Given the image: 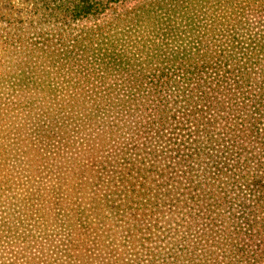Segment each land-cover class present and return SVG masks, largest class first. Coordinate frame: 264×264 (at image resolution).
<instances>
[{
	"label": "rangeland",
	"instance_id": "rangeland-1",
	"mask_svg": "<svg viewBox=\"0 0 264 264\" xmlns=\"http://www.w3.org/2000/svg\"><path fill=\"white\" fill-rule=\"evenodd\" d=\"M141 1L126 3L123 17L74 21L43 0H0V264L229 263L219 250L240 214L229 190V141L259 153L256 130L230 132L227 105L204 114L200 123L209 128L210 143L202 146L194 223L187 207L158 208L169 202L152 197V183L135 182L131 164L118 163L123 152L134 155L135 147L153 143L151 81L165 58L188 48L182 30L173 28L177 13L146 23L128 15ZM230 1L241 0H199L193 55L199 73H221L227 84ZM249 23L264 45V12ZM102 24L117 26L111 45L117 53L129 58L144 49L139 63L130 60L132 73L121 75L132 92L112 141L103 132L106 105L96 93L102 81L75 65L109 34L97 31ZM157 91L168 99L163 88ZM139 97L143 104L128 109Z\"/></svg>",
	"mask_w": 264,
	"mask_h": 264
},
{
	"label": "trees",
	"instance_id": "trees-1",
	"mask_svg": "<svg viewBox=\"0 0 264 264\" xmlns=\"http://www.w3.org/2000/svg\"><path fill=\"white\" fill-rule=\"evenodd\" d=\"M133 1L136 0H43V4L49 9H63L74 21H80L98 19L108 13L123 17L126 11L121 8ZM198 3L199 0H143L128 11L138 23L166 15V11L177 13L178 21L173 28L182 30L188 48L176 49L171 57L165 58L151 81L153 88L147 94L154 108L150 126L156 128L153 143L138 151L135 147L134 155L123 152L118 163L131 164L137 175L135 182L140 181L141 186L152 183V197L169 202L158 203V208L173 211L179 206L187 207L194 223L198 217L195 210L199 199L200 156L203 142L210 143L209 128L200 122L210 109H225L227 105L229 131H242L244 127L256 130L258 137L254 139L259 141L260 149L259 153L245 151L235 140L229 141V190L237 194L240 214L229 244L219 251L229 259L228 264H264V63L260 60L264 45L262 34L249 26L254 15L264 12V0L229 2V84L223 74H201L193 63V55L198 51L195 40ZM256 6L261 9H254ZM116 27L102 24L97 31L108 28L109 34L104 36V31L83 61L75 63L87 67L85 76L96 75L102 81L96 93L106 105L103 132L109 141L120 134L123 125H118V117L125 106V96L132 92L125 87L130 81L123 80L121 75L132 73L134 64L130 60L139 63L144 52L137 47L129 58L117 53L111 46ZM237 59L239 62H235ZM184 61L187 66L178 68ZM161 88L168 94L167 100L154 95ZM130 101L128 109L143 104L142 97ZM258 125L262 127L257 129ZM96 132L99 136L101 129L96 127Z\"/></svg>",
	"mask_w": 264,
	"mask_h": 264
}]
</instances>
